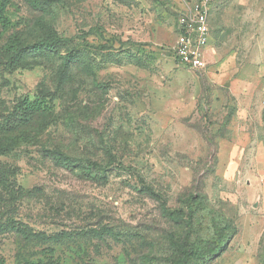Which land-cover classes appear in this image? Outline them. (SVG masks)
<instances>
[{
  "label": "rangeland",
  "instance_id": "374dc122",
  "mask_svg": "<svg viewBox=\"0 0 264 264\" xmlns=\"http://www.w3.org/2000/svg\"><path fill=\"white\" fill-rule=\"evenodd\" d=\"M39 1L0 26L67 38L0 64V264H174L163 209L199 194L193 240L222 250L194 264H264V0H213L202 70L173 57L196 0Z\"/></svg>",
  "mask_w": 264,
  "mask_h": 264
},
{
  "label": "trees",
  "instance_id": "16d2710c",
  "mask_svg": "<svg viewBox=\"0 0 264 264\" xmlns=\"http://www.w3.org/2000/svg\"><path fill=\"white\" fill-rule=\"evenodd\" d=\"M32 8H41V2L39 0H25ZM11 0H0V26L7 27L10 25L7 12ZM39 28L43 33L42 39L29 46L26 45L20 35H15L4 46H0V64L4 63L6 67L11 70L25 69L29 65L25 60L30 55H37L44 52H54L63 42L67 41V38L60 36L53 32L46 24H39ZM67 61H73L72 55L65 58ZM26 111L33 114H44L52 110V107L47 106L43 101L25 102ZM52 158L55 159L53 154ZM202 199L201 195H191L188 197L187 203V217L186 219L177 212H171L167 208H164V213L175 223L185 222L187 227L186 235L180 242H173V247L176 252L174 264H194L196 261H203L210 259L216 254L221 252V248L216 246L214 248L205 250L201 248L193 240L194 226L193 221L195 217L194 205Z\"/></svg>",
  "mask_w": 264,
  "mask_h": 264
},
{
  "label": "built area",
  "instance_id": "2783aa9c",
  "mask_svg": "<svg viewBox=\"0 0 264 264\" xmlns=\"http://www.w3.org/2000/svg\"><path fill=\"white\" fill-rule=\"evenodd\" d=\"M213 0H196L178 17V42L173 57L191 70L206 67V54L211 41Z\"/></svg>",
  "mask_w": 264,
  "mask_h": 264
}]
</instances>
